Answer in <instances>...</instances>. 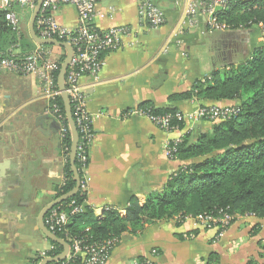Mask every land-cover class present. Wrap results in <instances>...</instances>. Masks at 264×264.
I'll return each mask as SVG.
<instances>
[{
  "label": "crops",
  "instance_id": "1",
  "mask_svg": "<svg viewBox=\"0 0 264 264\" xmlns=\"http://www.w3.org/2000/svg\"><path fill=\"white\" fill-rule=\"evenodd\" d=\"M141 1L100 0L96 7L105 14L94 20L97 30L124 27L130 35L101 56L95 83L82 80L93 133L84 206L92 209V217H101L106 209L124 216L131 199L144 205L161 194L183 165L165 156L166 143L211 127L189 117L199 102L171 103L169 98L189 92L211 75L223 77L264 49L260 27L212 30L203 16L191 25L186 0H149L165 19L162 27L149 28L138 15ZM53 15L59 26L76 28L73 6H60ZM147 102L176 108L185 118L183 130L165 133L138 115ZM47 107L35 76L0 72V264H30L54 249L39 231L38 216L64 185L65 153L61 125ZM257 224L263 231L264 221L242 218L217 239L194 219L156 222L136 235H123L106 264L138 259L147 264H206L212 254L216 259L211 264H246L259 252L258 241L264 242L262 236H250ZM193 231L197 235L189 239Z\"/></svg>",
  "mask_w": 264,
  "mask_h": 264
},
{
  "label": "trees",
  "instance_id": "2",
  "mask_svg": "<svg viewBox=\"0 0 264 264\" xmlns=\"http://www.w3.org/2000/svg\"><path fill=\"white\" fill-rule=\"evenodd\" d=\"M12 10L17 15L26 12V19L29 17V12L24 9L13 7ZM4 17L5 13L0 12V55L4 56L9 49H18L22 54L34 50L37 46L27 32L23 33L21 28L17 35ZM217 24L224 26L226 31L260 27L264 32V0H232L227 10L217 14ZM29 43L34 49L30 48ZM38 48L44 56H49L52 47ZM104 53L110 51L100 52L99 57ZM64 56L62 50L56 60L57 67H60ZM56 77L57 71L53 72L55 85ZM193 100L199 102L201 108L229 103L224 106H233L236 113L227 120L211 123L209 131L205 133L199 132L195 136L190 133L181 138L182 142L177 146L172 160L182 162L183 165L178 167L164 191L157 197L144 205L131 199L124 216L115 209H106L101 217H92V209L84 206V211L70 217L65 230L55 235L70 248L72 241L77 240L81 242V247H104L105 253L111 254L123 235H136L156 222L176 219L178 223H183L186 219L210 218L216 223L207 222L204 230L209 231L207 227L215 228L217 238L242 218L264 221V49L255 50L250 61L227 71L223 77L211 75L197 82L189 92L169 98L171 103ZM51 104L59 110L65 130V182L54 197L57 199L70 192L75 184L68 160L70 136L63 104L60 97ZM139 110L154 119L166 118L170 130L180 131L184 128V121L179 119L182 115L176 108H157L147 102ZM77 133L78 146H81L83 139L79 128ZM84 149L88 155V147ZM82 165L75 156L74 166L79 176ZM72 203L74 206L84 204L85 196L78 193L53 209L68 214ZM223 216L229 218L225 226L217 222ZM260 231L261 226L257 224L252 227L250 236L255 237ZM196 235L195 231L189 233V239ZM51 244L54 249L49 257L61 253L60 246ZM257 247L259 252L256 258L250 257L246 264H264V242L259 240ZM215 257L214 254L210 255L206 264L215 261ZM41 260L34 259L30 264H39ZM137 262L144 263L142 259ZM50 264L85 263L75 257Z\"/></svg>",
  "mask_w": 264,
  "mask_h": 264
},
{
  "label": "built area",
  "instance_id": "3",
  "mask_svg": "<svg viewBox=\"0 0 264 264\" xmlns=\"http://www.w3.org/2000/svg\"><path fill=\"white\" fill-rule=\"evenodd\" d=\"M39 0H0V12L5 13V22L19 35L21 31L20 18L13 7L24 9L32 13ZM100 0H44L35 21V30L42 39H60L68 43L73 51V55L65 77V93L69 98L72 117L81 133L83 144L77 145L76 157L81 162L80 187L78 193L85 194L89 183L86 174L88 155L84 147L90 148L93 133L91 131V119L86 111L87 95L84 92L82 80L89 78L95 83L101 70L102 60L100 52L110 51L119 48L125 37L130 35V30L124 27H113L107 31H99L93 26L95 19L105 18V14L97 10V3ZM232 0H188L186 16L191 25L196 22L198 16H203L207 20L208 26L212 30H224V26L217 24V14L228 9ZM247 1V0H240ZM63 5H71L77 11V25L74 30L65 29L55 21L53 11ZM138 15L141 22L149 25V28L158 29L165 23L162 11L149 0H142L139 4ZM92 25V26H91ZM56 62L47 54L44 56L38 46L30 53L22 54L18 49H9L4 56L0 55V72H8L18 75H33L41 85L43 98L47 101L49 113L60 123L62 136L65 130L62 127V119L59 110L51 104L60 93L55 85L53 72L57 71ZM51 104V106H50ZM236 113L233 106H209L199 107L189 117L210 123H218L229 119ZM138 115L147 117L157 128L165 133L178 130H170L166 118H152L138 111ZM184 121V116L180 118ZM182 142L181 138L168 141L165 145L164 154L172 160L176 148ZM77 193V194H78ZM84 204L79 206L71 205V210L67 214L58 212L56 209L49 211V216L44 219L46 228L53 234L61 232L70 221V217L82 213ZM48 214V213H47ZM201 227L206 228L207 222L216 223L210 218H199L195 220ZM229 218L223 216L217 222L223 226L227 225ZM207 229H212L207 227ZM213 228L212 230H214ZM65 230V229H64ZM216 231V230H215ZM223 234L220 233L218 237ZM72 250V254L70 252ZM106 248L92 246L81 247V242L72 241V247L65 260L71 258H81L85 264H106L110 254L105 253ZM153 256L156 252L153 251ZM64 260V261H65ZM132 264H147L133 262Z\"/></svg>",
  "mask_w": 264,
  "mask_h": 264
},
{
  "label": "water",
  "instance_id": "4",
  "mask_svg": "<svg viewBox=\"0 0 264 264\" xmlns=\"http://www.w3.org/2000/svg\"><path fill=\"white\" fill-rule=\"evenodd\" d=\"M44 0H39L33 9L31 13V17L28 23V36L31 39V41L36 45V46H49V47H54L58 49H62L65 52L64 60L61 63L60 67L57 69V77H56V86L57 89L60 93V99L63 104L64 108V114H65V119L68 125L69 129V136H70V151H69V164L71 167V172L73 176V181H74V188L68 192L67 194L55 199L51 203H49L46 207L43 208V210L40 212L38 216V228L39 231L42 233V235L51 243L56 244L62 248L61 253L55 256L51 257H46L41 260L39 264H50V263H57L64 261L70 251L69 245L63 241L62 239L58 238L55 234L51 233L45 226L44 224V219L47 213L51 211L54 207L57 205L61 204L62 202L74 197L80 187V176L77 173L74 162H75V156H76V149L78 145V133L76 126L73 121L72 117V111H71V105L68 96L65 93V77L66 73L73 55V51L71 46L66 43L63 40L60 39H42L38 36L36 30H35V21L38 16V13L40 11V8L42 6Z\"/></svg>",
  "mask_w": 264,
  "mask_h": 264
},
{
  "label": "rangeland",
  "instance_id": "5",
  "mask_svg": "<svg viewBox=\"0 0 264 264\" xmlns=\"http://www.w3.org/2000/svg\"><path fill=\"white\" fill-rule=\"evenodd\" d=\"M187 1V3H188V0H186ZM186 8H188V4H187V7ZM26 12H24V13H19L18 14V16H19V18H20V23H21V28H22V30H23V33H26L27 32V28H28V23H29V20H30V17H31V13H28L29 14V17L26 19V14H25ZM25 16V17H24ZM28 16V15H27ZM262 33H263V35H264V32H263V30L261 31ZM27 34H28V32H27ZM34 49V48H33ZM31 50V49H30ZM29 50V51H30ZM35 50V49H34ZM34 50H32V51H34ZM31 51V52H32ZM28 52V51H27ZM48 54H49V56H50V58L53 60V61H55L56 62V60L60 57V55L62 54V51L61 50H53V48H51L50 50H49V52H48ZM230 229V228H229ZM210 231H214V233H215V230H210ZM262 232H263V234H262ZM226 233L227 232H225V233H223L220 237H217V239L219 238V239H223L224 237H225V235H226ZM259 236L261 237H264V230L263 231H261V233H258L255 237H253V238H259ZM254 258H256V256H253Z\"/></svg>",
  "mask_w": 264,
  "mask_h": 264
}]
</instances>
